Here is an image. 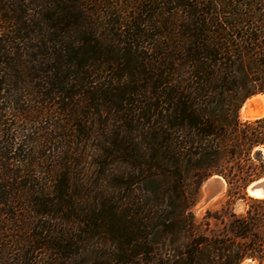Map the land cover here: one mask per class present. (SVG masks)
Here are the masks:
<instances>
[{
  "label": "trees",
  "instance_id": "1",
  "mask_svg": "<svg viewBox=\"0 0 264 264\" xmlns=\"http://www.w3.org/2000/svg\"><path fill=\"white\" fill-rule=\"evenodd\" d=\"M109 1L0 0V264H264V0Z\"/></svg>",
  "mask_w": 264,
  "mask_h": 264
},
{
  "label": "rangeland",
  "instance_id": "2",
  "mask_svg": "<svg viewBox=\"0 0 264 264\" xmlns=\"http://www.w3.org/2000/svg\"><path fill=\"white\" fill-rule=\"evenodd\" d=\"M110 2V1H109ZM117 4L114 0L110 2V5ZM133 1L132 0H121L117 5L120 8L119 11L128 16V14L133 13ZM101 10V9H100ZM104 11V8L102 9ZM240 120L253 121L259 118L264 117V96L256 95L248 100L242 105L239 112ZM250 186V185H249ZM248 186V187H249ZM247 187V188H248ZM227 185L225 181L221 178L214 177L206 181L199 190V195L197 203L192 208V213L195 216L197 222L201 225L203 229L206 222L210 223L211 229L222 230V225L220 222L208 218L207 213L215 214L219 213L222 216L225 215L224 209L228 201L227 197ZM247 190V189H246ZM248 198L256 199L250 197L247 194ZM264 200V199H257ZM251 204L248 201L238 200L233 206V213L237 216L243 215L247 209V206ZM227 222V220H225ZM242 264H260L258 261H253L250 259L245 260Z\"/></svg>",
  "mask_w": 264,
  "mask_h": 264
},
{
  "label": "water",
  "instance_id": "3",
  "mask_svg": "<svg viewBox=\"0 0 264 264\" xmlns=\"http://www.w3.org/2000/svg\"><path fill=\"white\" fill-rule=\"evenodd\" d=\"M246 191L250 197L264 199V178L252 183Z\"/></svg>",
  "mask_w": 264,
  "mask_h": 264
}]
</instances>
